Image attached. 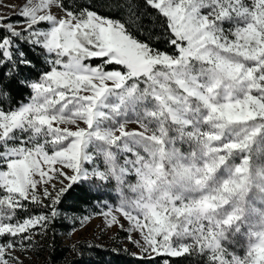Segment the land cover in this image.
Segmentation results:
<instances>
[{"label": "snow or ice", "instance_id": "snow-or-ice-1", "mask_svg": "<svg viewBox=\"0 0 264 264\" xmlns=\"http://www.w3.org/2000/svg\"><path fill=\"white\" fill-rule=\"evenodd\" d=\"M9 7L0 264L93 218L132 264H264V0ZM97 249L121 251L73 244V264Z\"/></svg>", "mask_w": 264, "mask_h": 264}, {"label": "rangeland", "instance_id": "rangeland-1", "mask_svg": "<svg viewBox=\"0 0 264 264\" xmlns=\"http://www.w3.org/2000/svg\"><path fill=\"white\" fill-rule=\"evenodd\" d=\"M21 3L22 0H0V13L11 15L12 9L9 6L16 5L18 10V6ZM58 240L61 245L68 248H71L73 244L77 243H94L103 245L105 248L112 246L117 249H127L129 253L137 251V249L127 241L124 232L119 231L117 228H113L111 231L104 229L103 222L100 218H93L91 222L83 228L78 227L74 234H61L58 236ZM48 241V239L40 238L36 252L29 253L27 257L24 258L25 264H45L44 250L41 251V248H43Z\"/></svg>", "mask_w": 264, "mask_h": 264}, {"label": "trees", "instance_id": "trees-1", "mask_svg": "<svg viewBox=\"0 0 264 264\" xmlns=\"http://www.w3.org/2000/svg\"><path fill=\"white\" fill-rule=\"evenodd\" d=\"M57 237H56V250L54 253L51 252L50 249H47V244L50 242H46L43 246L44 249V255H45V262L52 259L54 256L55 259L53 261V264H73L75 260L78 259V257L73 253L71 248H68L66 246L61 245V243L58 240V236L61 234L68 233L67 228L65 227H58L56 229ZM86 243H77V245H84ZM115 247L109 246L106 249H114ZM117 249V248H116ZM120 254L116 255L115 253L111 251H105L102 249H97L92 251L91 253H88L86 251V256H90L92 264H132L133 258L128 254L129 252H125L123 249H120Z\"/></svg>", "mask_w": 264, "mask_h": 264}]
</instances>
